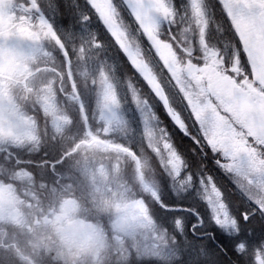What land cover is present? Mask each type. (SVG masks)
Returning a JSON list of instances; mask_svg holds the SVG:
<instances>
[{
  "label": "clouds",
  "instance_id": "9594fccd",
  "mask_svg": "<svg viewBox=\"0 0 264 264\" xmlns=\"http://www.w3.org/2000/svg\"><path fill=\"white\" fill-rule=\"evenodd\" d=\"M107 6L110 17L94 0L75 7L94 50L108 53L95 65L97 95L113 99L94 129L83 110L79 120L66 115L64 134L79 124L81 135L38 172L29 168L31 156L61 143L56 129L41 130L39 123L56 100L55 78L40 72L28 41H0V64L5 49L17 62L7 94L0 90V147L17 154L15 163L0 161L11 217L3 224L10 236L0 242V264H223L219 256L228 257L227 250L189 241L187 218L166 215L176 207L167 200L194 203L184 210L200 226L203 206L245 264H257V256L264 264V235L251 244L240 239L264 230V0H169L163 15L154 0H107ZM47 8L46 0H34L33 15L39 20ZM204 69L224 79L231 95L209 92L197 79ZM80 88L93 91L87 80ZM245 104L251 110L242 118ZM220 126L229 137L223 142ZM89 132L104 144L111 142L105 133L126 141L124 166L102 163L104 144L85 145ZM183 140L192 146L185 150ZM49 173L59 179L48 181ZM196 227L188 229L194 237Z\"/></svg>",
  "mask_w": 264,
  "mask_h": 264
},
{
  "label": "rangeland",
  "instance_id": "374dc122",
  "mask_svg": "<svg viewBox=\"0 0 264 264\" xmlns=\"http://www.w3.org/2000/svg\"><path fill=\"white\" fill-rule=\"evenodd\" d=\"M35 2H39V0H35ZM112 2L119 4L121 0H112ZM154 2L161 5V15L165 14L167 9L163 6L169 0H154ZM33 3L34 0H0V41H7L12 38H20L21 40L28 41L35 48L33 59L38 60L42 55V58L38 61L40 72L55 78V86L57 89L55 94L56 100L49 104L50 115L47 118L41 116L39 123L41 130L45 128L56 129L57 137L61 143L51 144L45 150V153L48 155L41 153L31 156L29 168L32 172H38L45 166V161H48V166L51 167L52 162L58 158L59 153L67 145L74 144L77 137L81 135L82 130L79 124L72 127L67 134H64L66 115H70L74 119L79 120L83 110V114L87 116L89 125L94 129L99 125L104 103L106 101L110 103L113 97L111 95H97L100 89L98 83H93L95 79V65L97 62L104 60L108 53L101 54L94 50L95 41L90 34L91 29L87 26V22L82 19H77L75 6L78 0H46L48 5L47 11L39 20L33 15ZM5 5L9 7L6 8ZM94 5L105 17L111 16V11L107 6V0H94ZM15 8L20 10L22 14L20 17L23 19L12 18V10H16ZM124 14L126 19H130L126 10H124ZM15 20L19 25L22 24V27L17 31L10 30L9 28ZM93 21L95 26L99 28L100 37L108 43L109 51L115 55V46L111 44L104 29L99 26L95 14H93ZM37 25H39V31L37 30ZM77 53H79V56H77ZM160 55L164 57L169 55L167 49L163 46L160 47ZM260 62L264 63V55L260 57ZM16 64V60L5 49L2 64H0V77H2L0 78V90H3L5 94H7L5 87L9 86V79L16 71ZM193 71L194 75H196V71ZM197 79L205 82L204 86L209 92L221 93L226 96L231 95V86L210 69L202 70L197 76ZM85 80L88 81L93 90L88 94H85L80 88L81 83ZM250 110L251 105H241L239 113L244 118ZM29 115L35 118L38 113L30 108ZM115 119H119V117L117 116ZM115 119L111 125L113 129L116 128ZM104 136L111 142L104 144V139L94 137L89 132V138L85 141V145L104 144V148L99 151L101 162L105 164H118L123 167L126 156L122 149L127 147V142L123 141L120 136H114L112 133H105ZM217 139L222 142L229 139L223 126L217 128ZM188 142L190 141H182V147L185 150L189 146H192L191 142L189 144ZM232 146L234 149L240 147L239 142L236 140H232ZM117 148H119V151H114ZM16 155L14 150L0 147V161H3L7 157L15 163L14 157ZM109 156L111 160L107 159ZM25 158L27 159V157ZM44 158L47 159L43 160ZM193 163L195 164L194 158ZM55 169L60 171L61 166L55 165ZM46 179L54 182L59 177H54L49 173ZM8 202V194L3 187H0V242L7 241L10 236L8 229L3 227L4 221L11 219V217L6 216L4 211L5 205ZM166 203L176 206L172 212L166 215H179L187 218L188 224L186 232L189 241L193 243L206 242L208 247L216 246L220 250L222 246L227 251L233 252L234 241L228 239L219 230L209 224V214L203 206L198 207V211L204 219V225L200 226L196 216L184 210L187 207H197L194 203L176 200H167ZM193 224H197V227L194 229L197 234L195 237L191 231H188V229L192 228ZM209 232L215 234V242L209 237ZM261 235H264V230L256 228L250 236H241L240 239L251 244L257 241ZM153 239L155 241L159 237H154ZM239 256L241 258L240 260L243 261L244 257ZM259 259V256H257V264H259Z\"/></svg>",
  "mask_w": 264,
  "mask_h": 264
},
{
  "label": "trees",
  "instance_id": "16d2710c",
  "mask_svg": "<svg viewBox=\"0 0 264 264\" xmlns=\"http://www.w3.org/2000/svg\"><path fill=\"white\" fill-rule=\"evenodd\" d=\"M16 26L19 27L18 23L13 22L12 25L9 28H10V30H14V29L17 28ZM189 143L190 142H188V144ZM46 155H48V154H46ZM45 159H47V158H44L43 160H45ZM208 248L211 249V250H213L214 252H217V253L220 252V250H218V247H216V246H214V247H208ZM227 253H228V257H225L223 254H221L219 256V259L223 262V264H245L244 260L241 261L240 260L241 259L240 256L237 255L234 251L233 252H230L228 250Z\"/></svg>",
  "mask_w": 264,
  "mask_h": 264
},
{
  "label": "snow or ice",
  "instance_id": "6c2138e0",
  "mask_svg": "<svg viewBox=\"0 0 264 264\" xmlns=\"http://www.w3.org/2000/svg\"><path fill=\"white\" fill-rule=\"evenodd\" d=\"M250 87H251V85H250Z\"/></svg>",
  "mask_w": 264,
  "mask_h": 264
},
{
  "label": "bare ground",
  "instance_id": "6f19581e",
  "mask_svg": "<svg viewBox=\"0 0 264 264\" xmlns=\"http://www.w3.org/2000/svg\"><path fill=\"white\" fill-rule=\"evenodd\" d=\"M186 146V145H185Z\"/></svg>",
  "mask_w": 264,
  "mask_h": 264
}]
</instances>
